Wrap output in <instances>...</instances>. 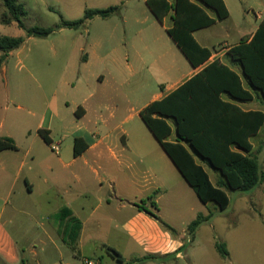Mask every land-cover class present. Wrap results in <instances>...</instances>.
Returning <instances> with one entry per match:
<instances>
[{
  "label": "rangeland",
  "instance_id": "374dc122",
  "mask_svg": "<svg viewBox=\"0 0 264 264\" xmlns=\"http://www.w3.org/2000/svg\"><path fill=\"white\" fill-rule=\"evenodd\" d=\"M18 2L24 5L26 11L25 15L21 16L24 27L13 20L9 24L1 20L5 14H9L0 0V37L24 38L22 46L10 52L0 67V124L5 118L8 117L9 120L11 116L18 113L16 108L18 105L40 116L46 109V103L54 98V95L61 99L60 108L65 110L68 117L69 115L73 117L74 97L81 93L79 87L73 89L68 82L69 59L77 47L78 62L81 63L88 49L86 44L88 33L91 35L96 32L105 33V45L110 52L116 50L119 61L122 64L129 61L127 64H130L129 69H125L123 73L124 79L130 75L129 84L119 85L117 89H114L113 85L106 84L105 87L96 88V91L113 93L120 98V94L128 93L130 97L141 96L146 102L156 91H160L161 84L169 82V73H162L156 64L159 53L155 52L154 48L138 51L139 46L134 35L141 29L157 30L156 37L153 35L147 40L148 44L152 45L160 33H165L164 36L171 39L164 32V27L172 26V20L169 16L162 25L151 12H148L143 0H18ZM227 2L231 8V17L195 34L196 38L208 44L212 51L220 50L224 43L230 46L236 45L244 36L251 35L255 26L261 22L257 15L264 18V0H227ZM114 6L122 7L118 15L110 19L95 18L86 28L57 29L47 38L29 36L27 32V29L32 27L54 28L61 24L62 19L81 20L87 10L107 9ZM81 47L86 51H79ZM1 55L0 52V58ZM224 62L233 63L229 56L225 57ZM180 74L185 73L180 72ZM143 85L146 89H139ZM239 103L243 108L264 111V99ZM126 104L131 106L130 102ZM122 109L124 108L120 107L119 111H115L113 120L110 114L114 110L111 107L105 109L104 118L111 119L110 129L107 132L100 131L95 134L98 137L107 135L109 140L120 147L125 144L131 147L122 160L126 164L127 157L136 160L134 164L138 169L135 168L136 180L139 178L144 183H156V185H160L161 181L166 182V187H162L156 199L153 200L157 202L163 220L170 227L166 230L176 238H181L179 240L181 253L167 256L148 253L145 245L127 238L122 226V215L118 211L116 223H112L109 229L104 227L103 234L98 235L100 241L97 245L88 244L82 249L81 254L68 249L66 260L62 264H83L85 260H92L99 264H264V180L250 191L228 190L231 203L225 210H221L215 202L204 204L177 168L175 175H165L163 171H160L157 179L146 173L148 165L160 167L158 162L151 163L152 159L158 158L160 153H164L166 157L168 155L142 119L139 116L126 119L128 113ZM39 121L38 117L33 122V128L39 124ZM4 125L7 127L8 122L5 121ZM72 132L71 126L55 127L54 145H59L60 149L64 150L65 160L66 156L68 154L71 156L73 151L76 137ZM139 142L144 145V149L137 148ZM251 142L254 146L251 154L259 158L264 171V126L259 136L253 137ZM41 145L42 149H46L44 144ZM50 153L53 152L50 150ZM136 153H141L144 163H139L141 158H138ZM49 155L56 160L55 154ZM83 158L82 163L87 167L88 173L95 170L101 175L104 174L105 170L94 162L91 155ZM208 170L215 182L217 174L211 168ZM127 172L128 169H125L123 173L119 171L118 174L120 188H126V192L120 193V198L140 205L148 204L147 195L142 196L138 193V188L130 184L131 175ZM89 195L92 198L89 197L88 201L94 203L95 193L92 192ZM117 205L120 209V204L117 203ZM112 209V213L115 214L116 208L113 206ZM106 213H108L106 210H101L99 215L103 216ZM200 215L209 216V219L202 222L192 237L188 227ZM216 242L226 244L229 251L227 258L220 256L216 249ZM108 246H113L123 255L122 263L107 255L105 249ZM152 255H157L158 259L151 258ZM70 257L72 259L69 260Z\"/></svg>",
  "mask_w": 264,
  "mask_h": 264
},
{
  "label": "crops",
  "instance_id": "0c3cea01",
  "mask_svg": "<svg viewBox=\"0 0 264 264\" xmlns=\"http://www.w3.org/2000/svg\"><path fill=\"white\" fill-rule=\"evenodd\" d=\"M143 2L147 6L146 0ZM224 2L231 17V8L227 0ZM148 10L151 12L149 8ZM257 17L260 21L264 19L261 15ZM167 18L169 16L165 21ZM218 22L220 21L216 24ZM258 26L259 24L255 26L251 35L244 36L241 40L250 39ZM167 28L169 27H164L166 33ZM209 28L195 32L194 37L196 38V33ZM157 32L141 29L134 35L139 46L138 51L154 48L155 52L159 53L156 61L158 68L164 74L169 73V82L161 84L160 91H156L146 102L141 96L130 97L127 93L120 94V98L113 93L95 90L98 87H105L106 84L113 85L114 89L119 85L129 84L130 75L124 79L123 73L125 69H129L130 64H127L129 61L122 64L116 50L110 52L105 45V33L96 32L93 35L88 33L87 51L83 47L79 49L86 51L81 63L78 62L77 47L69 59L68 82L73 89L79 87L81 93L74 97L73 117L70 115L68 117L65 110L60 108L61 99L54 95V98L46 103V109L40 116L18 105L16 107L18 113L9 120L8 117L5 118L0 124L2 127L0 137L13 139L17 146V150L0 152V264H62L66 260L68 249L81 254L82 249L88 244L97 245L100 241L98 235L103 234L104 227L109 229L112 223H116L118 211L121 212L122 226L127 238L145 245L148 253L180 255L181 238H176L168 232L154 217L165 222L160 214L161 209L153 199H156L162 187H166V182L161 181L160 185H156L144 183L139 178L136 180L137 172L134 166L136 160L127 157V164L122 160L131 147L128 144L120 147L109 140L107 135L98 137L95 134L110 129L111 119L104 118L105 109L111 107L114 110L110 114L112 120L115 111H119L120 107L128 113L126 119L140 117L143 108L153 101L162 99L201 70V67L194 68L189 63L172 38L164 36L165 33L158 34L153 45L148 44V38L153 35L156 37ZM196 40L203 47L209 48L208 44L197 38ZM233 46L222 44L220 50L212 52L210 61L220 59L224 62L228 50ZM112 53L114 55H111ZM229 65L241 74L240 67L233 63ZM173 69L175 70L172 71ZM180 72L185 74L182 75ZM139 89L145 90L146 86L143 85ZM224 99L244 110H261L243 108L239 101L236 102L228 95H224ZM128 102L131 106L126 104ZM77 110L79 115H76ZM38 117L39 124L33 128V122ZM5 121L8 122L7 127L4 125ZM60 125L66 128L73 127L72 134L83 139L88 145L81 155L75 156L73 147L71 156L68 154L66 160L63 158L64 150L60 149L59 145H54L55 127ZM40 129L49 131L51 144L44 141L39 134ZM175 137L176 134L172 135L171 139ZM41 144H44L46 149H42ZM137 144V148H145L141 142ZM53 146L59 148L58 152L52 151ZM50 150L53 153H50ZM49 154H55L56 160ZM87 155H91L94 162L105 170L103 175L95 170L87 172V167L82 163L83 157ZM136 156L141 158L139 163H144L141 153H136ZM156 162L160 167L148 165L146 173L149 176L157 179L160 171L165 175L176 174V166L164 153L152 159L151 163ZM125 169H128L127 173L131 175L130 184L136 186L142 196L147 195L148 204L140 205L120 198V193L126 192V188H120L118 174L119 171L123 173ZM92 192L95 193L94 203L88 201ZM117 203L120 204V209ZM113 206L116 208L115 214L112 213ZM101 210L108 213L99 215ZM105 250L109 257L119 262L111 254L112 250L116 251L113 246H108ZM119 254L121 255L119 263H122L124 257Z\"/></svg>",
  "mask_w": 264,
  "mask_h": 264
},
{
  "label": "trees",
  "instance_id": "16d2710c",
  "mask_svg": "<svg viewBox=\"0 0 264 264\" xmlns=\"http://www.w3.org/2000/svg\"><path fill=\"white\" fill-rule=\"evenodd\" d=\"M2 2L9 15L5 14L1 20L6 24L13 20L24 27L21 21L26 13L24 5L18 0ZM146 4L162 25L166 17H171L168 35L189 63L201 70L162 99L143 108L140 117L200 201L215 202L225 210L231 203L228 190L250 191L264 180L259 158L251 154L254 149L251 139L264 126V111L244 110L224 99V95L239 102L264 99V19L250 39L241 40L227 52L240 67V74L220 59L210 61L213 51L199 44L193 35L230 16L224 0H146ZM121 10V6L87 10L81 20L62 19L54 28L32 27L27 32L29 36L47 38L57 29L86 28L91 20L110 19ZM23 43L22 37H0V67L10 52ZM39 134L47 144L52 143L48 130L40 129ZM174 134L176 137L171 139ZM87 148L83 139H75V156ZM4 150H17L13 139L0 137V152ZM208 168L217 174L215 182ZM207 219L209 216L200 215L189 225V234L194 237L196 229ZM216 249L221 257L229 256L225 243L216 242ZM151 258L158 259V256ZM117 260L121 262V255Z\"/></svg>",
  "mask_w": 264,
  "mask_h": 264
},
{
  "label": "built area",
  "instance_id": "2783aa9c",
  "mask_svg": "<svg viewBox=\"0 0 264 264\" xmlns=\"http://www.w3.org/2000/svg\"><path fill=\"white\" fill-rule=\"evenodd\" d=\"M52 149L54 151H58L59 150V148L57 146H53ZM84 264H99V262H95V261H92V260H85Z\"/></svg>",
  "mask_w": 264,
  "mask_h": 264
},
{
  "label": "water",
  "instance_id": "95a60500",
  "mask_svg": "<svg viewBox=\"0 0 264 264\" xmlns=\"http://www.w3.org/2000/svg\"><path fill=\"white\" fill-rule=\"evenodd\" d=\"M111 254H112V256H113L114 258H116V259H118L119 256H120V254H119L118 252H116V251H112Z\"/></svg>",
  "mask_w": 264,
  "mask_h": 264
}]
</instances>
